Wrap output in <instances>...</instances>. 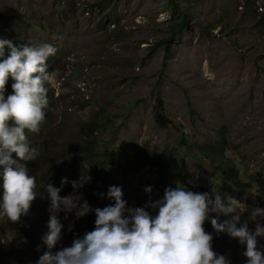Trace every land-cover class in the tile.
Here are the masks:
<instances>
[{"label":"rangeland","instance_id":"obj_1","mask_svg":"<svg viewBox=\"0 0 264 264\" xmlns=\"http://www.w3.org/2000/svg\"><path fill=\"white\" fill-rule=\"evenodd\" d=\"M0 38L58 49L48 60L52 125L28 133L30 148L39 152L27 162L37 192L48 182L61 187L64 177L91 182L102 153L113 152L121 169L117 153L124 158L147 145L183 163L175 185L197 188L199 181L205 190L237 199L231 189L223 191L221 174L238 170L253 186L239 199L246 204L241 223L247 220L255 230L252 209L264 208V0H0ZM205 62L211 79L203 75ZM158 113L180 129L158 125ZM220 142L227 164L211 152V158L203 155V148L209 152ZM89 182L79 189L87 201ZM128 184L127 208L144 207L149 186L153 201L163 198L149 172L132 174ZM72 192L68 183L60 195ZM49 207L38 195L30 208L42 236ZM58 218L64 227L53 253L94 229L87 215L77 219L73 212L65 219L61 212ZM212 236L218 255L246 264V246L215 230ZM258 241L264 251V238ZM24 243L15 223L0 224V264H16L13 249Z\"/></svg>","mask_w":264,"mask_h":264},{"label":"clouds","instance_id":"obj_2","mask_svg":"<svg viewBox=\"0 0 264 264\" xmlns=\"http://www.w3.org/2000/svg\"><path fill=\"white\" fill-rule=\"evenodd\" d=\"M57 51L50 43L17 46L11 39L0 38V224L19 223L38 195L49 200L48 232L43 237L49 251L37 264H230L229 258L213 250L206 222L217 234L225 233L246 246L242 253L246 264H264V251L258 247V237L264 238V225L259 222L264 221V208L252 209L256 221L252 231L247 220L241 223L246 204L230 195L195 192L176 184L166 187L163 198L153 201L149 186L144 189L149 202L144 207L127 208L121 187L110 186L107 197L114 204L92 209L79 192L91 179L83 176L73 181L64 177L61 187L48 182L43 192H37L27 162L35 161L39 152L30 148L28 133L39 134L45 122L49 104L46 84L52 79L48 60ZM203 75L213 78L207 62ZM10 80L12 91L7 94ZM68 183L73 192L62 197V186ZM93 211L94 229L53 253L64 227L59 214L65 213L67 219V214L74 212L79 219ZM212 213L229 218L219 222Z\"/></svg>","mask_w":264,"mask_h":264},{"label":"trees","instance_id":"obj_3","mask_svg":"<svg viewBox=\"0 0 264 264\" xmlns=\"http://www.w3.org/2000/svg\"><path fill=\"white\" fill-rule=\"evenodd\" d=\"M25 45L24 42L18 44L17 46ZM48 87V84H46ZM49 88V87H48ZM8 92L11 94V80L7 85ZM53 95L48 92V107L45 109L46 118L42 125L43 127H50L52 125V119L47 118V113L53 112L54 100ZM159 106L162 107V102L159 101ZM156 123L161 127L172 126L176 129H180L179 125L170 118H167L160 113L156 115ZM90 145V144H88ZM29 146L31 147L30 141ZM207 151V148H203ZM204 151L203 155L206 158H211L209 153L211 152L215 157L214 160L220 162L221 164H227L229 158L225 155V146L223 142L212 146L209 152ZM117 156L121 159V169L114 165L113 152L112 153H102L99 158L95 160V179H93L88 184V203L92 209L103 208L109 204H114L113 200L107 197L108 188L110 186H119L122 191L128 187V180L132 174L139 172H149L152 176L158 179L160 191L165 190L166 187H175L174 181L181 180L180 176L183 170V163L177 158L173 153L168 155L159 154L157 151L150 149L147 145L141 146L131 155H127L123 158L122 154L117 153ZM15 158V154H14ZM230 170V171H229ZM115 175L116 183L113 184L111 180ZM222 179V189L226 193L229 189L234 192V195L238 196V200L243 198L245 193L253 188L252 184L245 182L239 175L238 170L224 169L221 174ZM2 181V180H1ZM0 181V182H1ZM99 182L102 183L100 187ZM194 188L191 184H185V186L195 192H213V188L210 187L205 190L201 182H195ZM36 217L32 212L26 216L20 218L19 223H15L17 228L20 230L21 234L25 237V243L21 247H15L13 249L16 258V264H37L39 258L48 250L46 244L43 241L41 233H39L38 224H35ZM87 222L92 228L95 227V213L90 212L87 214ZM14 226V223L8 222ZM206 232L213 234L214 228L210 222H206L204 225ZM48 231V225L43 228ZM42 230V229H41ZM52 251V250H51Z\"/></svg>","mask_w":264,"mask_h":264}]
</instances>
